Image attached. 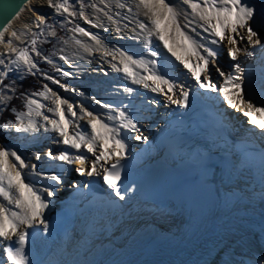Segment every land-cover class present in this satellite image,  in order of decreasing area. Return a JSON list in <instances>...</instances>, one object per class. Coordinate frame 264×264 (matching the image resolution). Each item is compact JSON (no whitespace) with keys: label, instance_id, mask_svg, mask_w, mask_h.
<instances>
[{"label":"bare ground","instance_id":"6f19581e","mask_svg":"<svg viewBox=\"0 0 264 264\" xmlns=\"http://www.w3.org/2000/svg\"><path fill=\"white\" fill-rule=\"evenodd\" d=\"M87 1L91 2V4L97 3L98 8H103L105 12H108L113 17V20L109 21L103 12H98L96 9L88 12L85 8L84 11L88 18L93 23L102 26L92 27L91 24L86 23L84 20L80 23L87 31L100 37L106 48L112 51L122 49L130 55H134L136 58L144 56L146 59H156L160 74H166L177 83L184 84L188 90L192 89L191 86L194 85L188 83L191 78L190 72L171 53L161 46L160 40L152 36V43L150 47L146 48L143 39L131 38L134 35L133 30L140 32L138 28L139 23H148L147 18L143 14V9L136 7V0H119L120 3L125 4L124 8L117 7V0H104L105 4L108 5L107 8H105L104 4L100 3V0H85V3ZM171 3L178 5L181 12L184 13V15L179 17V22L182 25H188L184 31L194 40L216 50L218 53L229 46L227 40L221 41L218 45L211 44L212 39L218 38L213 37L210 33L203 30L200 26L202 22L191 15V9L183 4L181 0H171ZM249 3L256 8V15L258 17L264 13V0H249ZM73 4L79 9L78 0H73ZM129 8L132 10L129 11ZM37 14L45 15L47 20L51 18L55 20L64 18L61 15L54 14V10L47 6V0H30L10 23L11 27L5 33V38L10 37V33L13 30L25 32L27 28H30L31 31H27L26 35H22L20 41H13L18 48L27 47L31 42V38H35L33 37V33H37L39 36L42 29L46 26L44 25L41 29H37L32 24ZM118 27L121 29L119 34L116 32ZM149 27H151L150 24ZM193 28H195V32L192 31ZM259 31L262 41H264V28L259 29ZM241 32L246 35V33H243V30ZM146 35L147 31L141 33V36ZM79 36L82 38L84 44L93 48L92 53L85 52L83 47L80 46L68 52L72 65L64 61L58 63L66 72L71 73L70 76H67L69 82H77L90 89L87 93L80 90V88L79 92L75 93L71 91V93H67L71 98H78L77 105L74 106L73 102H71L74 106V111L77 112V116L72 117L70 113H65L66 118L71 119L73 122L68 126L69 133L74 134L77 131L91 133V128L87 125L88 118L85 117L83 120L79 119L81 107L92 111L94 115L104 117L105 122L113 123L106 120L109 114L108 110L97 105L91 99L93 96L113 106L122 107L127 105L129 114L137 121L140 131L143 132L147 140L146 142L144 140H136L134 137L139 134L136 132L128 133L125 137V130L122 129L121 136L125 137V142L128 145L126 158L139 159V162L145 164L152 163V157L149 155L150 150H142L144 143H148L151 134L159 132L164 127L167 121H169L168 115L175 110L177 105L169 103L164 95L153 93L149 89L143 88L142 85L132 84L130 79L122 76V73L114 71L111 67L112 63L118 64L119 57L113 60L111 56H104L103 49L97 50L98 46H96L95 41L86 36ZM236 38L237 47L241 49L247 47L254 52L253 56L246 57L242 51L238 56V60L235 61V63L239 62L241 64L243 79L245 81V84L241 85V90L245 94V98H247L246 86L250 77L256 86L253 92L254 99L252 102L257 107H264L261 97V93L264 92V51H261V46L252 49L246 40L241 41L239 37ZM175 39L176 44L174 46H176L178 54L184 56L183 49L177 46L180 43V38L176 37ZM170 43H172L171 40ZM6 51V44L0 43V59H4L5 65L8 67L12 69L16 68L15 64L10 63L11 60L15 59L16 54L9 53L7 56L2 55ZM150 51L159 52L160 55L158 57H151L148 55ZM201 54H205L202 49ZM5 65H0V72L5 70ZM98 66L104 67L103 71ZM210 66L212 67V64ZM217 66L225 73L232 72L235 74V68L231 67L230 58H227L226 62L222 63V66L219 64ZM21 67L26 66L21 64ZM189 67H195V57L192 58ZM108 71L111 72L110 77L105 79L104 77L108 75ZM138 71H140L141 75L146 74L142 69ZM74 74H78V76L83 75L84 78L81 76L75 77ZM99 75L102 78L96 81L95 78ZM211 79L217 86H219L218 83H223V77H220L219 73L214 69L211 72ZM124 87H132L134 92L131 94L125 93L123 91ZM80 92H83L84 95L81 96L79 94ZM205 94L216 100L214 94ZM151 100L158 104L151 103ZM44 101L48 105L41 109L43 115L38 117L33 115V119L40 126V131L36 133H17L16 131H12L14 141L18 143L25 142L31 146L34 144H41L42 146L47 142L46 144L53 147L54 155L59 154L61 151H67L70 156L86 154L90 160L94 159L92 153H87L83 147L77 150L63 144L62 141L57 142L63 138L51 130V124L45 121L43 116L46 115L49 119H57L58 117L47 110L48 106H53L52 101ZM215 103L218 111L224 113L226 121L234 126L233 133L235 136L241 137L240 139L242 140H248L258 144L261 143L259 133H253L246 127L239 125L236 121L235 123L232 122L226 116L227 113L233 120H235V116L238 119H244L246 116L244 117L242 112L236 109L227 112L216 101ZM157 106H160L162 109H154ZM263 120L264 114H261L262 123ZM44 127H47L49 131L45 132ZM140 141L144 142L140 143ZM108 147H112L111 142H109ZM34 148L32 150L33 153H40V147ZM10 149L17 151L16 146H12ZM30 157H33L32 164L37 165V171L42 172L44 177L60 175L62 180L65 178L67 180L63 183L64 190L62 189L58 192V187L60 186L57 185L55 187V196L47 197L43 189L52 186L55 182L44 177H37L32 173L30 167L23 170L25 182L31 183L34 187L41 190L42 195L49 203V207L44 210L45 219L49 225L47 232L48 238H40L39 234L42 231V225L28 229V231L34 230L36 233L39 232L34 240H29L25 248L31 264H256V262L264 257V230H262V226H264V199H262L264 183L248 177L251 174H253V177L260 176L261 174L257 169L240 171L222 164L220 169H214L210 172V175L206 176L208 180L205 185V196L208 204L207 219L199 233L190 240H187L189 234H184L183 238L178 239V224L171 216V214L177 211L171 203H174L173 200H165L164 205L158 207L152 206V204L146 205L144 208V216L141 222L137 224V227L132 223L126 225L121 221L117 226L122 227V231L116 235L112 234L114 230L109 226H105L99 232L100 234L86 235L81 231L80 223L91 211L80 209L79 204L71 201L68 196L70 197L78 193L82 187L84 177L90 178V176L79 173L77 176L76 174L74 175V179V176L71 177L72 167L69 164L50 160L46 155L45 158L41 156L39 161L34 158V155ZM112 162V160H109L106 166H109ZM211 163L209 162L210 165ZM77 166L79 165L77 164ZM256 173L258 174L256 175ZM102 175L103 171L101 170V175L94 176L99 177ZM177 191L184 198L188 193L187 191L185 193L183 187H177ZM61 192H64L66 196L64 197ZM0 202H3L2 199H0ZM176 204L180 205V203ZM64 212L67 213L65 223L56 228L50 227V219L56 215L61 216ZM110 237L115 243H106V240L111 239ZM151 237L156 238L154 244L150 242ZM10 244L12 242L0 240V264H7L4 249ZM144 244L145 248H143L139 255L143 252H145V255L142 258L138 257L133 259L130 256L129 250L138 245H142L140 247L142 248ZM151 247L154 249H151ZM31 248H34L35 252L39 251L40 254H35L32 257Z\"/></svg>","mask_w":264,"mask_h":264},{"label":"snow or ice","instance_id":"6c2138e0","mask_svg":"<svg viewBox=\"0 0 264 264\" xmlns=\"http://www.w3.org/2000/svg\"><path fill=\"white\" fill-rule=\"evenodd\" d=\"M181 2L191 9V15L194 18H198L201 21V27L205 32L210 33L213 37L218 39H212L211 44L218 45L221 41L227 40L230 45L228 48V55L233 61L238 60V56L243 51L246 57H251L254 52L247 47L241 49L237 47V38L241 41L246 40L247 44L255 49L257 46H261V51H264V41H262L259 29L264 28V13L259 17L256 15V8L249 3V0H181ZM79 11L76 10L75 5L70 3V0H47V6L54 10V14H58L64 17V23L60 24L61 28H65L67 24H71L72 20L68 17L79 16L86 23L91 24L92 27H101L102 25L93 23L85 14L84 9L86 7H92L98 12H103L109 21L113 20L112 15L105 12L103 8H98L95 3L88 5L85 0H78ZM100 3L104 4L105 8L108 7L104 0H100ZM117 7L124 8L125 4L120 3L117 0ZM136 7L143 9V14L147 18L148 23H139L138 28L140 32H135L131 37L132 39L141 38L144 40L146 48L150 47L152 40L151 37L155 36L158 40L163 42L164 47L169 53L172 54L183 66L188 69L192 77L196 80L199 88L205 90H211L213 92H221L224 100L227 104L240 112L244 116L249 117V123L253 126L261 129V134L264 135V123L261 122V114H264V107H257L252 101L254 99L253 92L255 90V84L249 77L247 88V98L241 90V85L245 84L243 79V73L241 70V64L237 62L235 64V74L232 72L225 73L219 67L214 70L219 73L220 77H223V83L217 86L212 82L211 72L209 65L215 61L218 56V52L210 47H206L204 44L199 43L189 36L185 28L187 24L182 25L179 22V17L184 15L181 12L178 5L171 3V0H136ZM132 9L129 8V11ZM186 18V16H185ZM191 23V21H189ZM32 24L41 29L42 26L47 24V17L45 15L37 14ZM149 24L151 27H149ZM258 26V27H257ZM9 24L7 27L0 25V43H4L7 46V51L2 55L7 56L9 53H15V59L11 60V64L16 65V69L19 70L21 64L26 66L27 72L30 75H36L37 72H41L38 67V62L33 59L30 52L35 53L37 57L42 58L49 64H53V61L37 48V39L31 38V48L23 47L18 48L14 44V40L20 41L22 35H26L27 31H31L27 28L25 32H18L13 30L10 33V37L5 38V33L8 32ZM49 27H53L49 25ZM127 27V25H125ZM246 33V35L242 34ZM73 33H79L81 36L89 37L95 41L98 49H103L104 56H111L113 60L119 57V62L112 63L111 67L114 71L123 73V75L131 80L132 84L142 85L143 88L149 89L153 93H159L164 95L166 100L175 104L181 108H187L189 102V90L184 84H179L175 80L168 77L166 74H160L157 68L156 59H146L144 56L139 58L130 55L127 51L122 49H116L115 51L106 48L100 37L87 31L79 24H75L70 29ZM121 29H116L119 34ZM147 31L146 36H141V33ZM195 32V28L192 29ZM38 34L33 33V37ZM52 37L57 36V32L53 29L48 33ZM176 37L180 38V43L177 45L181 47L185 53L184 56L178 54L176 50ZM60 39H63L62 37ZM77 45H81L85 52L92 53L93 48L84 44L82 41L75 39ZM170 40L172 43H170ZM68 43L67 40L64 41ZM201 49L203 53L201 54ZM151 57H158L159 52L150 51L148 53ZM195 57V67H189V63L192 62V58ZM60 60L65 63L71 64L70 59L67 56L60 55ZM0 65H5V60L0 59ZM55 71L59 72L62 76H70V72L64 71L58 66H54ZM143 70L145 75H141L140 71ZM35 70V71H34ZM13 69L5 65V70L0 72V104L7 107L8 102L13 99V96L4 94V89L15 93L14 82L11 84H5L4 80L8 77L9 72ZM44 77L51 81L53 84L58 85L65 91L76 92L74 88H69L67 84L61 83L59 79L54 78L51 75L42 73ZM125 93H133L132 87H124ZM81 96L83 92L79 93ZM24 95V94H22ZM32 96L43 97L44 100H51L52 107H48V111L53 113L57 119H49L48 116H43V119L51 124V130L58 133L62 137V143L70 146L73 149L80 150L82 147L86 149L87 153H92L94 159H91L86 154L70 156L67 151H61L59 154H53L52 151H48L45 155L54 161H61L66 164H78L79 168L76 169L81 175L98 176L103 171V180L107 184L120 200L125 199V195L121 193L120 185L118 181L121 179V168L123 167L121 161L126 158V150L128 145L125 142V137L128 133H139L134 138L136 140H144L147 138L143 132L140 131L137 121L127 110V105L122 107L113 106L108 103H104L97 99L95 96L91 97L97 105L101 108L108 110V115L105 118L100 115H94L92 111L86 108H80L79 119L83 120L88 118L87 125L91 128V133H85L83 131H77L74 134H70L68 126L72 124V120L66 118L65 113H70L72 117L77 116V112L74 111L73 104L69 103L67 99L62 98L57 92L53 91L47 84L42 86L41 91H37L31 94V96L25 97V108L27 111L18 112L15 116L16 122L9 120L0 123V130L14 129L17 133H36L40 131L33 115H43L41 109L45 107L39 100L31 98ZM262 103H264V92L261 93ZM67 106L66 109L64 106ZM13 112H17L15 108ZM27 121V122H25ZM125 130V137L121 136V130ZM44 131L49 129L44 127ZM61 142V141H57ZM111 142L112 147L109 148L108 144ZM98 153V154H97ZM34 157L37 161L41 159L40 153H34ZM112 160L110 166H106ZM103 161V163H102ZM31 168L32 173L37 177H44L42 172L37 171L36 164H27L25 159L22 158L17 151L11 150L6 145H0V240L12 242L7 246L4 251L7 257V264H31L28 255L25 252V248L29 242V231L37 225H42L43 232L47 233L49 225L45 219L44 210L49 207L47 199L42 195L41 190L34 187L31 183H26L23 175L25 168ZM90 169V170H89ZM51 181H54L50 187L44 188L43 192L47 194V197L55 196V187L62 183L60 175H51L44 177ZM264 199V194H262ZM15 209V210H14ZM264 230V226H262ZM39 232L36 233L38 235ZM15 245V247H13ZM256 264H264V257Z\"/></svg>","mask_w":264,"mask_h":264},{"label":"rangeland","instance_id":"374dc122","mask_svg":"<svg viewBox=\"0 0 264 264\" xmlns=\"http://www.w3.org/2000/svg\"><path fill=\"white\" fill-rule=\"evenodd\" d=\"M70 3L73 4V0H70ZM86 4L91 5V2H88L87 1ZM95 4L97 5V3H95ZM86 9L89 12L93 8L89 6V7H86ZM76 10L79 11L78 8H76ZM258 10L260 11V9H258ZM68 19L72 20V23L71 24H67V26L65 28H61L60 27V24L61 23H64V18H60L59 20H55L53 18L48 19L46 26L42 29V31L40 32L39 36L37 35L35 37L37 39V48H38V50H40L43 53L44 56H47L49 59H51L53 61V64H49L45 60H43L42 58L37 57L35 55V53L30 52V55H32L33 59L38 62V67H39V69L41 70L42 73H46L47 75H51L54 78L59 79L61 81V83L67 84L69 86V88H72L73 87L74 89H76L77 90L76 92H79V88H80V90L85 91L87 93L90 90L89 87H87V86H85L83 84H79L77 82H73V81L72 82H69L67 76H62L59 72L55 71V68H54V66H58V67H60V68L63 69V67L58 64L60 62H63L62 60L59 59L60 55L67 56L70 59V61H71V57H70V54L68 52L71 49H75V48H78V47L81 46V45H77L75 43V40L73 39V37H75V39H78V40H80V41L83 42L82 38L79 36L80 35L79 33H73V32L70 31V29L72 27H74L75 24H79L81 26L80 23H82L83 19H81L79 16H77V17H68ZM49 25H52L53 27H49ZM53 29L57 32V36L56 37H52V36L48 35V33L50 31H52ZM61 37L63 39H60ZM65 40L68 41L67 44L64 43ZM160 43H161V46L164 47V45H163V43L161 41H160ZM229 47H230V45L227 46L226 49H224V50H222V51H220L218 53L217 59L213 62L215 64L212 63V67L213 68L210 66V69L211 68L212 69H215L216 67H219V66H217V64H219L220 66H222V63H225L227 58H230L231 67L235 68V64L237 62L235 63V61H233L231 59V57L228 55V48ZM27 48H29V49L31 48V42L27 45ZM164 49L167 50L165 47H164ZM192 66H193V63H192ZM98 68L101 69V71H103V68L104 67L98 66ZM41 72H37L36 75H30V74H28L26 67H23V68L20 67L19 70H17L16 68H13V71L12 72H9L7 78L9 80V84H11L13 82H14V84H16L18 81H23L25 77L35 76V77H37V79L39 81L38 84L41 86V88L38 91H41L42 90V86L44 84H47L50 88L53 89V91L57 92L62 98L67 99L69 103L73 102L74 106L77 105L78 98H76V97L71 98L69 95H67V93H71V91H65L64 89L60 88L58 85L53 84L51 81L47 80L44 77V75L41 74ZM110 73L111 72L108 71V75L107 76L105 75L104 78L106 79V78L110 77L109 76ZM121 75L124 76L123 73ZM74 76L76 77V76H78V74H74ZM80 76L82 78H84L83 75H80ZM80 76H78V77H80ZM190 77L191 78L189 80L191 82L188 81V83H192V85L198 86L197 83H196V80L192 77L191 73H190ZM7 78H5V79H7ZM101 78H102V76L99 75V76H96L95 80L96 81L98 79L101 80ZM81 81L83 82V80H81ZM182 81H184V80H182ZM188 85L191 86L190 84H188ZM218 85L220 86L221 84L218 83ZM219 86H218V88H219ZM20 87L21 86H18V85H17V87L15 86V93L9 91L8 89H4V94H7L9 96H13V99L12 100H16V101L13 102L14 104L18 105V103L20 104V103L23 102V104L25 105V97L26 96H31V94L34 93V92L22 93V94H24V95H22L21 93L18 92V88H20ZM75 93H73V94L75 95ZM216 94L223 99L224 104H225V106L228 109L233 110V108H230L228 106V104L224 100L223 94L221 92H218L217 91ZM92 95H93V91H92ZM96 95L99 97L98 94H96ZM31 98L39 100L45 106L48 105V103L46 101H44L43 97H40V96H32ZM10 102H8V105H9ZM151 103H157V102H154V101L151 100ZM8 105H7V107H5L4 105H1L0 106V123H2L1 122V119L2 118H4V117L6 118L8 116L5 113L6 110H8V109L10 110V107ZM64 107L66 109L67 106L65 105ZM154 109L161 110L162 108L160 106H157ZM22 110L23 111H27V109L25 108V106H24V108ZM10 111L15 116H16V114L18 112H22L21 110H17V112H13L12 110H10ZM246 119H249V118L246 117ZM13 122L15 123L16 120H13ZM12 131H15V130L14 129H9L7 131L0 130V145H6L8 148H11L12 146H16V148H17L16 150L22 156V158L25 159V162L27 164H29V165L32 164L33 157H30V156H33L34 155V153L32 151V150L35 149L34 147H36V148H39L40 147V149H39V150H41L40 151V155L41 156H44V158H45V153L49 151V148L53 152V147H51L48 144H46L47 142L44 143L42 146H41V144H38V145L37 144H34L33 146H31V145H27V143H25V142H21V143L15 142L14 141V137L12 135ZM60 141H62V140H60ZM54 152H55V150H54ZM75 165H76V167H75ZM70 167H72L71 177L74 176L75 174L77 176V174H79V172L76 171V169L79 168V166H77V164H72V165H70ZM38 169H39V167H38ZM74 179H75V176H74ZM59 186L60 187H58V192H59V190L60 191L62 189L64 190L65 187L63 188V183H61ZM61 193L63 194L64 192H61Z\"/></svg>","mask_w":264,"mask_h":264},{"label":"trees","instance_id":"16d2710c","mask_svg":"<svg viewBox=\"0 0 264 264\" xmlns=\"http://www.w3.org/2000/svg\"><path fill=\"white\" fill-rule=\"evenodd\" d=\"M38 79L37 77L35 76H28V77H25L23 81H18L16 84H14L16 87L17 85L18 86H21L20 88H18V92L19 93H29V92H37L41 86L38 84ZM4 83L5 84H9V80L8 78L4 80ZM16 101V100H12L10 103H9V107H10V110H12L13 108H15L16 110H21L24 108V104L23 102L22 103H18V105L14 104L13 102ZM9 109L6 110V115H8L6 118H2L1 119V122H6V121H13L15 120V115L11 113ZM4 113V114H5Z\"/></svg>","mask_w":264,"mask_h":264},{"label":"water","instance_id":"95a60500","mask_svg":"<svg viewBox=\"0 0 264 264\" xmlns=\"http://www.w3.org/2000/svg\"><path fill=\"white\" fill-rule=\"evenodd\" d=\"M30 0H0V25L7 27Z\"/></svg>","mask_w":264,"mask_h":264}]
</instances>
